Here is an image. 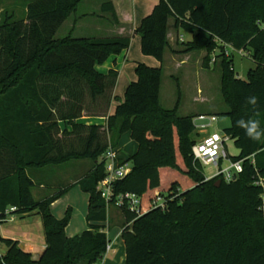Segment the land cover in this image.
I'll list each match as a JSON object with an SVG mask.
<instances>
[{
  "label": "trees",
  "instance_id": "1",
  "mask_svg": "<svg viewBox=\"0 0 264 264\" xmlns=\"http://www.w3.org/2000/svg\"><path fill=\"white\" fill-rule=\"evenodd\" d=\"M82 1L33 0L24 19L16 20L8 11L1 18L0 225L10 213L38 214L46 250L35 260L18 241L0 234V264L103 261L109 240L103 225L108 211L97 191L106 177L101 159L128 133L138 151L127 160L132 172L115 184V193L140 196L144 215L122 211L126 224H131L123 231L126 264H264L262 191L254 185L256 169L264 176V0H158L152 15L135 31L143 55L160 63L170 49V19L176 29L193 37L183 43L182 54L211 55L220 44H229L251 56L256 68L246 80L236 76L233 61L222 62V96L232 121L225 132L240 151L232 160H245L243 172L231 184L221 178L206 181L203 167L194 162L195 117L179 116L180 100L173 110L162 106L163 68L139 64L137 82L129 85L124 101L108 117L118 72L104 75L96 68L128 50L132 40L72 35L57 39ZM102 12L119 24L112 3L104 4ZM84 116L107 117V125L78 123ZM61 123L67 124L65 130ZM73 160H91L94 167L77 184L90 196L89 229L68 238L71 209L62 220L51 211L67 189L37 201V183L29 173ZM157 192L179 195L166 210H151Z\"/></svg>",
  "mask_w": 264,
  "mask_h": 264
},
{
  "label": "crops",
  "instance_id": "2",
  "mask_svg": "<svg viewBox=\"0 0 264 264\" xmlns=\"http://www.w3.org/2000/svg\"><path fill=\"white\" fill-rule=\"evenodd\" d=\"M32 1L0 0V22L2 15L7 11L17 14L15 11H17L16 8L19 2L24 3V13L26 15L27 6ZM106 3L113 4L119 24L114 22L110 14L102 12V7ZM158 4V0H83L77 12L69 18V20L72 19L70 25V30H72L68 36L72 35L75 39L130 37L132 40L128 50L120 55L110 57L102 66L96 68L100 74L104 75L111 70L118 72V80L108 117L113 116L120 102L124 101L129 85L137 82L136 68L139 64L151 68H163V77L167 69L178 71L185 65H189L188 61L191 59L192 54H182L184 48L180 45L191 42L193 37L182 29H176L173 19H170L168 23L170 49L165 53L164 62L160 63L153 57L143 55L141 37L137 36L135 31L145 18L152 15ZM186 36L189 39H186ZM160 102L162 104V85ZM198 115L202 114H196V116ZM107 121V117L84 116L78 120V123L105 127ZM60 126L62 130H65L67 124L61 123ZM68 128L71 130L70 127ZM128 134L131 136L130 133ZM126 138L127 136H124L116 148L120 158L125 161L138 151V144L136 143V147ZM124 141L127 148L133 150V153H128L126 156L123 153L124 149H122ZM93 167L94 162L91 160H73L58 166L32 170L29 173L37 183L36 188L33 190L34 198L37 201H42L61 190L67 189V192L52 204L51 211L56 219L62 220L68 210L71 209L72 220L66 229L68 238L79 236L89 229L87 216L90 196L84 193L77 184L90 173ZM78 169H87L88 172L82 178H77ZM180 190L183 191V189ZM126 222V215L121 210L115 207L109 210L108 221L103 225L106 227L111 250L100 264H126V244L123 240V231L126 226L131 225L126 224ZM0 234L5 239L18 241L21 248L32 254L35 260H38L46 250L43 220L36 213L25 216L8 214L6 221L0 225Z\"/></svg>",
  "mask_w": 264,
  "mask_h": 264
},
{
  "label": "rangeland",
  "instance_id": "3",
  "mask_svg": "<svg viewBox=\"0 0 264 264\" xmlns=\"http://www.w3.org/2000/svg\"><path fill=\"white\" fill-rule=\"evenodd\" d=\"M23 4V2L17 4L16 20H22L26 16ZM67 21L58 32L57 39L66 38L70 34L72 19ZM186 39L189 37L186 36ZM180 46L183 47V44ZM220 48L211 55L206 51L191 53L189 65H185L178 71L167 69L162 84V104L165 109L173 110L180 100L178 111L180 117L215 114L219 117V122L212 129V132L216 133H222L232 126L231 119L226 116L228 107L222 96L223 59L233 61L235 74L241 80H246L249 71L256 68L248 53L235 51L229 44H220ZM124 136H127L126 139L137 147L136 142L132 140L129 134ZM125 141L122 144V149H124L123 153L126 156L128 153H133V150L127 148ZM228 149L232 158L240 155L234 140L229 142ZM229 166V162H225L222 169ZM87 172V169H78L77 178H82ZM216 172V169L209 167L203 170L205 177H211Z\"/></svg>",
  "mask_w": 264,
  "mask_h": 264
},
{
  "label": "built area",
  "instance_id": "4",
  "mask_svg": "<svg viewBox=\"0 0 264 264\" xmlns=\"http://www.w3.org/2000/svg\"><path fill=\"white\" fill-rule=\"evenodd\" d=\"M219 122V117L216 115H198L193 120V127L197 134V142L192 148L194 162L204 168H213L217 172L211 177H205L206 181H211L221 178L225 183L231 184L235 182L238 175L243 172V164L245 160L233 161L230 156L228 144L232 141L225 131L222 133L212 132V129ZM252 163L254 157L251 158ZM102 161L106 167V177L102 180L97 188L98 193L106 204L107 211L115 207L121 211L127 210L135 214L137 217L144 215L142 210V198L133 193H125L117 195L115 193V184L124 180L132 172V166L125 160L120 158L119 152L111 145L102 157ZM225 162H229L230 166L222 169ZM236 176V180H234ZM254 185L261 189V199L264 209V176L256 169ZM179 194L184 193L179 189ZM177 195H170L163 192H157L151 204V210L160 209L166 210L169 202L174 201ZM111 250V245H108L107 254ZM106 254V255H107ZM105 255V256H106ZM105 258V257H104ZM101 263V262H100ZM98 263V264H100Z\"/></svg>",
  "mask_w": 264,
  "mask_h": 264
},
{
  "label": "clouds",
  "instance_id": "5",
  "mask_svg": "<svg viewBox=\"0 0 264 264\" xmlns=\"http://www.w3.org/2000/svg\"><path fill=\"white\" fill-rule=\"evenodd\" d=\"M251 102H252V103H255V99H253ZM255 127H256V124H253V125H252V128L249 129V135L252 134V132L255 130Z\"/></svg>",
  "mask_w": 264,
  "mask_h": 264
},
{
  "label": "water",
  "instance_id": "6",
  "mask_svg": "<svg viewBox=\"0 0 264 264\" xmlns=\"http://www.w3.org/2000/svg\"><path fill=\"white\" fill-rule=\"evenodd\" d=\"M234 180H236V176H235ZM220 185H221V181H217L216 186L219 187Z\"/></svg>",
  "mask_w": 264,
  "mask_h": 264
}]
</instances>
